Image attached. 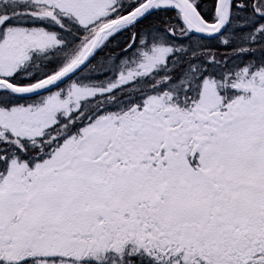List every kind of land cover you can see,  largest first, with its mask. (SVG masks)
I'll return each mask as SVG.
<instances>
[{"label": "snow or ice", "instance_id": "obj_1", "mask_svg": "<svg viewBox=\"0 0 264 264\" xmlns=\"http://www.w3.org/2000/svg\"><path fill=\"white\" fill-rule=\"evenodd\" d=\"M0 264H264V0H0Z\"/></svg>", "mask_w": 264, "mask_h": 264}]
</instances>
